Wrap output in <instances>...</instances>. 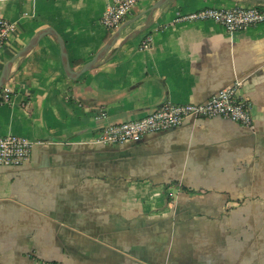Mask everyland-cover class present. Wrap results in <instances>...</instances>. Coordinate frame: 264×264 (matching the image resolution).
<instances>
[{"label":"crops","instance_id":"crops-1","mask_svg":"<svg viewBox=\"0 0 264 264\" xmlns=\"http://www.w3.org/2000/svg\"><path fill=\"white\" fill-rule=\"evenodd\" d=\"M114 1L0 0V20L15 25L0 79L47 30L80 74L68 76L48 34L14 61L1 88L0 136L33 147L26 164L0 167V264H264V22L231 34L211 21H178L264 5L148 0L108 31L102 19ZM237 82L251 127L189 119L139 143L99 142L107 125L167 102L204 104Z\"/></svg>","mask_w":264,"mask_h":264},{"label":"built area","instance_id":"built-area-1","mask_svg":"<svg viewBox=\"0 0 264 264\" xmlns=\"http://www.w3.org/2000/svg\"><path fill=\"white\" fill-rule=\"evenodd\" d=\"M148 0H115L105 10L102 24L108 31L118 28L140 3ZM182 22L211 21L225 28L228 33L248 30L264 22V9L258 6L230 8H208L178 18ZM15 25L7 20H0V51L5 47ZM151 39L142 44L147 50L151 47ZM241 82L221 90L204 104H175L167 102L158 110L140 119L120 124L105 126L99 142L108 145L139 143L146 136L158 134L180 127L186 120H202L222 117L239 123L244 127L253 124L252 107L240 93ZM12 90L4 88V101H10ZM32 143L21 136H0V167H18L26 164L31 156Z\"/></svg>","mask_w":264,"mask_h":264},{"label":"water","instance_id":"water-1","mask_svg":"<svg viewBox=\"0 0 264 264\" xmlns=\"http://www.w3.org/2000/svg\"><path fill=\"white\" fill-rule=\"evenodd\" d=\"M170 1H172V0H160L157 3L156 7L159 8V7L163 6V5H166ZM251 1H253L255 3H258V4H263L264 5V0H251ZM48 34H54V36H56V38L58 39V41L60 43L61 52H62V59H63V63H64V66H65V69H66V72H67L68 76L71 79L74 80L80 75V74L73 73L71 71L70 65H69V61H68V57H67V54H66V49H65L64 42L62 41V39L56 33L52 32V30H47V31H44L39 36H37L34 40H32L23 50H21L16 55V57L13 60L8 62V64L6 65V67H5V69H4L3 73H2L1 79H0V91H1V88L8 81L9 74H10L11 68H12V66L14 64V61L26 56L32 49H34L36 47V45L39 43V41L44 36H46ZM118 38H119V34H116L114 36V38L107 44V46L95 57V59L81 71V74L86 72V71L94 69L98 65V63L106 56L107 52L114 46V44H115V42L117 41Z\"/></svg>","mask_w":264,"mask_h":264}]
</instances>
